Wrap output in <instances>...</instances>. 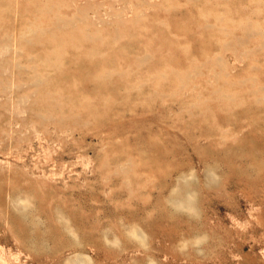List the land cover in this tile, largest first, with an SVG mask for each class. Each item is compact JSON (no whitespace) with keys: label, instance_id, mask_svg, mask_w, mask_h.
I'll return each instance as SVG.
<instances>
[{"label":"rangeland","instance_id":"374dc122","mask_svg":"<svg viewBox=\"0 0 264 264\" xmlns=\"http://www.w3.org/2000/svg\"><path fill=\"white\" fill-rule=\"evenodd\" d=\"M0 264H264V0H0Z\"/></svg>","mask_w":264,"mask_h":264}]
</instances>
